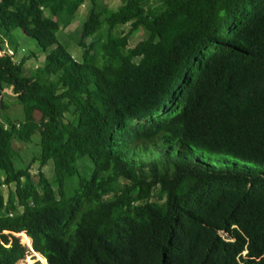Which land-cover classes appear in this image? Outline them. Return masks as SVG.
<instances>
[{
	"label": "trees",
	"instance_id": "16d2710c",
	"mask_svg": "<svg viewBox=\"0 0 264 264\" xmlns=\"http://www.w3.org/2000/svg\"><path fill=\"white\" fill-rule=\"evenodd\" d=\"M85 1L0 0V264L31 244L41 264H264V0H90L75 60L56 34ZM15 30L44 55L29 75ZM135 141L157 154L128 159Z\"/></svg>",
	"mask_w": 264,
	"mask_h": 264
},
{
	"label": "rangeland",
	"instance_id": "374dc122",
	"mask_svg": "<svg viewBox=\"0 0 264 264\" xmlns=\"http://www.w3.org/2000/svg\"><path fill=\"white\" fill-rule=\"evenodd\" d=\"M159 0H151L150 4L154 6L155 4H158ZM94 4L100 7H104L110 11H116L123 5V0H94ZM92 1L86 0L78 9L77 14L75 16V19L67 27L66 29L60 30L57 34V40L59 43H61L63 46L67 48V50L72 54L73 58L75 60H79L81 57V49L77 46L78 41V33L81 28V25L83 22L87 19V16L91 10V7L94 5ZM129 29V26H120L118 27L115 32L116 33H122L127 32ZM13 36L15 39V44L18 47L19 56L20 59L22 57H25L29 53H34L36 57H30L24 64V73L25 75H29L30 72L35 69L37 66H41L43 63L44 55L42 52H40L39 47L36 45L35 41H33L31 38L26 37L21 33L20 30H15L13 32ZM144 38V33L142 31L137 32L133 35L132 38H130L129 46H134L137 42L142 40ZM91 39H87L86 42H90ZM214 50L213 47L209 48L206 52H204L205 56H208L212 51ZM9 91V90H8ZM7 91V92H8ZM10 94V91H9ZM13 109H15L16 106L11 105ZM17 108V107H16ZM18 111L21 112V107L18 105ZM12 113V112H11ZM22 113L19 115V118L21 119ZM15 117V115H13ZM16 118V117H15ZM13 147L16 151V159L14 161V165L17 169H23L24 166L28 165L30 163V160L37 156L40 153V146H39V135L34 134L32 137V141L29 144H20V143H13ZM158 148H163L164 144L161 142H157ZM153 148V144L150 142H139L135 141L129 145H127L123 150L125 152V155L128 159H132L134 157V160H140V158H144L143 156L146 155V153L150 152ZM174 149L178 151V146H174ZM144 150L147 152L145 153ZM186 155L189 158H192L193 160L199 159L204 163L211 164L217 168H222L224 166V162H234L237 161L239 163H244L242 160L232 158L230 156L220 154V153H209V152H200L195 149L187 150L185 151ZM157 153L154 152V150L148 155L155 156ZM83 161L87 162V159H83ZM248 164V163H247ZM39 169L38 162L36 161L34 164L30 165V174L32 176H36L37 171ZM93 170L92 165L89 163L88 170L85 173H81L82 175H86L87 177L91 174ZM53 172V166L52 163H49L47 166L43 168V173L47 178H50ZM0 175L2 176L1 172ZM1 189L3 191L4 196H7L8 187L5 185L1 186ZM8 235V233H5ZM12 236V235H11ZM14 237H16L19 241V244L23 246L21 243L20 237L15 234ZM224 239H226L225 236H223ZM8 247V246H7ZM26 249V256L20 260L17 264H34L36 261H38L33 254H31L30 250L27 249L26 246H23ZM243 255V253H242Z\"/></svg>",
	"mask_w": 264,
	"mask_h": 264
},
{
	"label": "clouds",
	"instance_id": "9594fccd",
	"mask_svg": "<svg viewBox=\"0 0 264 264\" xmlns=\"http://www.w3.org/2000/svg\"><path fill=\"white\" fill-rule=\"evenodd\" d=\"M8 51H10V50H8ZM2 54H4V53H2ZM19 51H17L15 54H14V52H13V55H14V57H16V59H17V64L19 63V61H20V56H19ZM5 233H8V232H5ZM20 234V233H19ZM12 236H14L15 234L14 233H12L11 234ZM223 236H225V237H227V235H223ZM30 239V238H29ZM31 246H32V244H31ZM28 250L30 249V248H27ZM34 251V250H33ZM36 253V252H35ZM245 255V252L243 253V256ZM36 263V262H35ZM37 263H39V262H37ZM47 264V263H46Z\"/></svg>",
	"mask_w": 264,
	"mask_h": 264
},
{
	"label": "built area",
	"instance_id": "2783aa9c",
	"mask_svg": "<svg viewBox=\"0 0 264 264\" xmlns=\"http://www.w3.org/2000/svg\"><path fill=\"white\" fill-rule=\"evenodd\" d=\"M2 53H4V51H3ZM2 53H0V55H2ZM7 54H8L9 56H11V60H12V62H14V63L17 62V59H16V57H14L12 51H7Z\"/></svg>",
	"mask_w": 264,
	"mask_h": 264
},
{
	"label": "water",
	"instance_id": "95a60500",
	"mask_svg": "<svg viewBox=\"0 0 264 264\" xmlns=\"http://www.w3.org/2000/svg\"><path fill=\"white\" fill-rule=\"evenodd\" d=\"M29 250H30V252H31V253H35V252L33 251V248H32V246L30 247V249H29ZM36 262H38V261H36ZM39 264H41V263L39 262Z\"/></svg>",
	"mask_w": 264,
	"mask_h": 264
}]
</instances>
